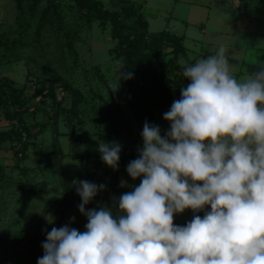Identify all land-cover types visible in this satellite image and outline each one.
<instances>
[{
	"label": "rangeland",
	"instance_id": "rangeland-1",
	"mask_svg": "<svg viewBox=\"0 0 264 264\" xmlns=\"http://www.w3.org/2000/svg\"><path fill=\"white\" fill-rule=\"evenodd\" d=\"M77 1L52 0L53 8L42 16L47 0H0V79H8L16 88L25 85V97H33L22 115L27 123L47 122L44 131L28 142L24 137L0 139V264H37L44 254L41 245L53 227L86 230L87 218L78 210L81 199L74 182L99 185L102 175L117 178L116 185L113 179L104 183V203H100L102 191L86 205V211L105 206L117 214L118 198L142 179L132 180L126 169L143 147L144 123L158 125L164 135L170 124L163 114L188 84L150 82L136 113L124 97L122 84L115 92L111 87L118 82V45L110 24L95 20ZM98 1L128 26L133 19L125 16L132 10L127 3L142 6L150 34L165 30L182 37L185 52L177 57L179 65H191L203 54L214 55L223 44L228 58L245 72L247 67L237 64L247 61L244 50L264 48V22L253 28L260 37L251 38L246 16H239L231 0ZM137 32L125 31L128 35ZM73 91L81 100L76 113L68 112ZM11 127L18 130L15 121L0 116V132ZM26 142L29 146L24 150ZM100 142L121 145L116 170L102 162ZM121 180L125 187L120 186ZM208 211L206 206L203 214ZM199 212L186 209L174 216V224L183 226Z\"/></svg>",
	"mask_w": 264,
	"mask_h": 264
},
{
	"label": "clouds",
	"instance_id": "clouds-1",
	"mask_svg": "<svg viewBox=\"0 0 264 264\" xmlns=\"http://www.w3.org/2000/svg\"><path fill=\"white\" fill-rule=\"evenodd\" d=\"M182 75L190 83L163 114L169 130L143 125V147L126 169L142 179L118 198L117 214L86 211L104 184L74 182L86 230L53 227L37 264H264V68L237 79L221 44ZM120 151L117 142L98 145L113 170ZM206 206L203 217L174 224Z\"/></svg>",
	"mask_w": 264,
	"mask_h": 264
},
{
	"label": "trees",
	"instance_id": "trees-1",
	"mask_svg": "<svg viewBox=\"0 0 264 264\" xmlns=\"http://www.w3.org/2000/svg\"><path fill=\"white\" fill-rule=\"evenodd\" d=\"M258 1L264 4V0ZM77 3L79 7L90 12L95 20L110 24L112 38L117 41L118 45L116 53V60L118 61L117 80L125 73V76L121 77L120 84L123 86L125 99L136 113L140 112L141 100L146 95V89L151 86L149 85L150 82L190 83L182 75L184 66L190 64L179 65L176 61L177 57L185 52L182 37L165 30L156 34L148 33V24L140 12V8L131 3H127V6H131L132 10L125 15L127 17L132 16L133 21L130 26L126 25L117 13L103 9L98 0H78ZM52 8V0H47V6L43 10L42 16H46ZM126 30L139 32L128 35L125 33ZM128 73L132 74L131 79L125 78ZM25 90V85L23 88H16L8 79H0V116L7 121H15L18 129L11 127L10 131L0 132L2 141H14L24 137L28 142L31 138H37L47 127V122L29 124L23 119L22 115L28 112L29 103L33 100V97H25ZM49 92L53 95L51 90ZM80 102L78 93L73 91L68 112L76 113ZM27 142L24 143V150L29 146ZM57 169L59 178L64 182L65 177L60 165ZM102 177L103 184L113 179L111 175H102ZM113 181L116 185L117 178L114 177ZM103 194L100 203L106 201V189ZM202 214L199 216L202 217Z\"/></svg>",
	"mask_w": 264,
	"mask_h": 264
},
{
	"label": "crops",
	"instance_id": "crops-1",
	"mask_svg": "<svg viewBox=\"0 0 264 264\" xmlns=\"http://www.w3.org/2000/svg\"><path fill=\"white\" fill-rule=\"evenodd\" d=\"M219 1V0H216ZM229 3L232 4L234 10L239 13V16H242V19L246 16V25L248 27H250L247 32L252 34L253 39H258V37H260L259 33L257 30H254L253 28H255L258 24H261L262 22H264V4H262L261 2H259L258 0H231ZM134 5V4H133ZM251 6L254 7L253 9V13H247L248 9L251 8ZM140 8V12L142 13V6H136ZM144 15V14H142ZM240 18V17H239ZM263 18V19H262ZM145 19V18H144ZM263 20V21H262ZM148 24V23H147ZM203 32V30H202ZM149 33V32H148ZM262 39H264V34H261ZM184 46V45H183ZM247 58L243 59L241 64L237 63L238 66H242L245 65L247 67V69H245L243 72L240 68H237L235 63L229 59V63L232 69L233 74H237L238 76L243 74L245 75H249V74H253L259 70H261L262 68H264V48H246L244 50V54H243V58ZM202 58H207L206 55L203 54ZM201 213H203V210H201L198 215H200ZM204 215V214H202ZM189 220H192V218H189ZM186 222H190V221H186ZM185 222V223H186ZM174 223L176 224L175 220ZM184 225V224H182Z\"/></svg>",
	"mask_w": 264,
	"mask_h": 264
}]
</instances>
